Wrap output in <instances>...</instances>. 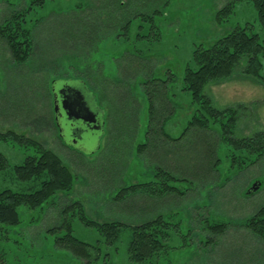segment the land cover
<instances>
[{"label": "rangeland", "instance_id": "374dc122", "mask_svg": "<svg viewBox=\"0 0 264 264\" xmlns=\"http://www.w3.org/2000/svg\"><path fill=\"white\" fill-rule=\"evenodd\" d=\"M31 1L0 0V23L13 10ZM42 1L31 3L32 9L26 15L31 23L33 20L36 23L32 28L33 52L28 60L14 63L0 38V131L13 130L38 141L59 156L75 179L71 190L55 194L54 201L50 198L36 208L18 206L17 223H0V264H264V240L241 226L244 219L264 204V155L254 163L241 165L234 162L232 154L244 156L242 150L225 148L227 151L219 153L221 163L216 166L217 173H207V168L202 172L200 167H206L208 146L206 157L201 160V143L195 136L205 133L195 131L173 143L179 147V158L185 160L182 166L188 161L190 172L197 171L200 175L199 178L197 174L190 176L182 171L180 176L196 181L171 180L173 186L185 189L184 195L172 193L150 198L141 192L125 190L124 198H114L120 188L153 180L150 163L153 159L157 164L158 156H163L164 163L170 162L168 168L174 174L182 170L172 160L174 154L166 152L165 143L161 155L159 152L154 157L145 152L138 154L139 143L151 142L144 133L149 115L146 97L152 93L151 88L158 89L160 81L165 80L168 101L175 107L165 126L171 128L172 137L180 135L193 109L182 79L186 66L195 67L192 50L246 23L252 24L249 31L257 33L262 41L264 30L257 24L252 3L249 0H138L137 5L141 4L136 6L135 0H130L121 13L112 11L111 21L117 22L118 27L111 32L103 28L98 43L78 53L76 41L81 39L72 38L81 36L83 27L88 26L89 17L83 14L87 13L85 8L91 0ZM228 1L234 2V11L227 21L220 23L217 12ZM78 8H84L83 12H77L80 15L70 21L71 12ZM133 8L138 13L128 31L123 30L122 16H132ZM96 16L93 9L90 19L94 25ZM261 60L264 65V58ZM261 71L264 75V69ZM78 77L87 79L100 104L96 109L105 119L102 130L95 132L91 140L83 139L80 152L61 144L49 93L54 79L56 89L68 83L83 86L90 94ZM148 80L152 81L146 83ZM204 92L218 108L244 104L234 129L235 137L264 131L263 84L235 71L228 79L206 85ZM0 153L10 164H18L25 155L34 153V149L0 141ZM250 155L254 157V153ZM256 182L257 188L248 193ZM4 185L9 186V182L0 177V189ZM72 202L80 203L83 214L98 223L117 221L129 226L161 216L169 222L163 247L152 260L133 262L127 251L129 227L121 229L114 240L106 243L94 227L77 218ZM219 222L227 223L222 233L216 234L208 228ZM67 226L74 237L95 245L96 253L89 258L74 254L61 241Z\"/></svg>", "mask_w": 264, "mask_h": 264}, {"label": "trees", "instance_id": "16d2710c", "mask_svg": "<svg viewBox=\"0 0 264 264\" xmlns=\"http://www.w3.org/2000/svg\"><path fill=\"white\" fill-rule=\"evenodd\" d=\"M129 1H127L128 3L121 2L120 0L90 1L92 3L85 8L87 13L83 14L84 17H89L88 20L90 21H86L89 24L83 27L84 32L81 36H74L72 38L73 40H77L78 37L81 39L80 41H76V46L79 49L78 53H83L87 50L86 48L89 49L95 46L98 43L97 41L102 38L103 28H109V31H104L111 32L114 28L118 27L117 22L111 21L112 11L115 10L121 13L126 4H129ZM249 1L256 12L258 26L264 30V0ZM134 2L136 3H132L136 6H140L141 4L137 5L138 0ZM31 3L41 4L43 1L33 0L22 8L13 10L0 23V38L6 43L11 59L17 64L24 63L33 52L32 28L36 23H34V20L31 23V19L26 18L30 9H32ZM80 8L71 12L70 21L76 15H80L77 12H83L84 8ZM93 9L96 10L97 15L95 25L90 19ZM133 10L132 16H126L127 18L124 15L122 16L125 20L123 30L127 29L128 31L132 19L137 15L138 12H136L135 8ZM233 11L234 2L228 1L217 12L216 18L218 22L227 21ZM251 25V23H246L243 26L237 25L211 43L205 46L201 44L197 45L192 50L191 61L195 67L186 66L182 79L183 89L189 92L190 105L193 109L180 135L172 137L167 132L168 129L165 126L166 123H169V118L175 111V107L170 105L168 101V88L164 84L165 80L160 81L161 85L158 89L151 88V94L147 85L142 83L146 93L150 94L149 97H146L148 98L147 108L149 115L144 133H146V139L151 138V142L147 140L144 143H139L136 148L138 154H144L145 152L148 153L147 156L150 154H152V157L157 156V152L160 153V149L165 143V145L167 144L166 147L168 146L166 152L174 154L172 160H175L176 163L178 162L177 166H181L182 170H179L177 175L176 173L174 174L168 168V163L170 162L164 163L163 156H158L157 164L152 161L153 159L150 163V165H153V180L134 183L120 188L114 198H124L125 190L141 192L150 198L163 197L172 193L178 196L184 195L185 189L173 186L171 180H175L176 182L190 180L194 182L196 180L180 176V174L182 175V171H187L191 176L197 174V171L190 172L188 161L185 162V167L182 166L185 160L179 158L181 156L178 154L179 147L173 146V143L179 142L183 138L182 136L192 135V132L195 131L198 134L205 133V135L195 136L196 139H200L201 160L203 157H206L207 150L205 151V147L206 145L208 146L206 167H200L202 172L207 168V173H217L216 166L221 163L219 153L222 154L225 148L228 151L230 149L242 150L244 154H241L244 156L238 157L232 154L234 162L236 161L235 163L241 165L254 163L264 155V131L259 130L252 135H242L240 137L233 135L236 123L243 112L244 104L239 103L233 106L218 108L212 103L209 95L204 92L206 85L213 81L228 79L235 71H239L244 76L251 77L264 85V75L261 71L264 69L263 61L261 60V57L264 58V38L260 41L257 33L249 31ZM242 59H244L243 63ZM78 78L82 84L88 85L85 77ZM151 81L148 80L146 83H150ZM52 82H54V79ZM158 91L160 94H157ZM152 97H155L154 102ZM168 105L169 107H167ZM241 109L242 112L239 113ZM0 141L10 142L25 149L32 146L34 149V153L25 155L23 160L18 164H10L7 158L0 153V177L2 181L9 182V186L4 185L0 189V223L4 225L17 223L19 221L17 207L20 205L36 208L47 202L50 198L54 201L53 197L55 194L71 190L75 179L74 174L52 150L43 147L38 141L13 130L0 131ZM170 147L173 149H170ZM252 153H254L253 158L250 155ZM191 159H193V156ZM158 162H162L161 165ZM197 177L200 178V175L197 174ZM71 205L77 209L75 210L77 218L86 226L94 227L104 237L106 243L114 240L121 229L129 227L131 235L127 251L129 259L133 262L145 263L152 260L153 256L163 247V242L168 234L169 222L161 216L132 223L129 226L117 221L98 223L83 214L80 203L72 202ZM226 225V222L212 223L208 228L217 234L218 231L222 233ZM241 226L246 227L252 234L264 240V204L253 215L244 219ZM61 241H65V245L79 257L89 258L93 252L96 253L95 245L74 237L70 232V226H67V233L63 235Z\"/></svg>", "mask_w": 264, "mask_h": 264}, {"label": "flooded vegetation", "instance_id": "af4514ba", "mask_svg": "<svg viewBox=\"0 0 264 264\" xmlns=\"http://www.w3.org/2000/svg\"><path fill=\"white\" fill-rule=\"evenodd\" d=\"M53 84L54 82L50 83L49 93L57 136L61 144L80 152L84 147L83 139L88 137L87 140H91L95 132L104 127V116L101 118L96 109V106L99 108L100 104L94 91L85 83V87L92 96L86 92L87 90L83 86L64 83L59 89H56ZM79 105L83 108L88 107L92 116L85 117L82 113L78 114ZM81 116L85 119L90 118V120L94 117L96 123L84 121L85 119L83 120ZM67 137L70 139L68 142Z\"/></svg>", "mask_w": 264, "mask_h": 264}, {"label": "water", "instance_id": "95a60500", "mask_svg": "<svg viewBox=\"0 0 264 264\" xmlns=\"http://www.w3.org/2000/svg\"><path fill=\"white\" fill-rule=\"evenodd\" d=\"M79 107V110L77 111L78 112V114L79 113H82V115H84L85 117H87V116H92V112L88 109V107H85V108H83L82 106H78ZM82 107V108H81ZM82 117V119L84 120L85 118H83V116H81ZM84 121H88V122H91V123H96L95 121H96V119L93 117V119L92 120H90V118H88V119H85ZM257 182L253 185V186H251L249 189H248V191H254L256 188H257Z\"/></svg>", "mask_w": 264, "mask_h": 264}, {"label": "crops", "instance_id": "0c3cea01", "mask_svg": "<svg viewBox=\"0 0 264 264\" xmlns=\"http://www.w3.org/2000/svg\"><path fill=\"white\" fill-rule=\"evenodd\" d=\"M169 119H171V118H169ZM167 129H168L167 132L170 134V130H171V128L168 127Z\"/></svg>", "mask_w": 264, "mask_h": 264}]
</instances>
